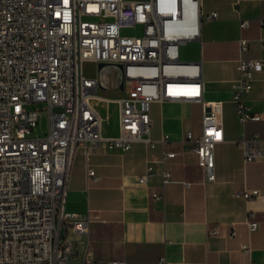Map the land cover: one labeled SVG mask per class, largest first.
<instances>
[{"label":"built area","instance_id":"2783aa9c","mask_svg":"<svg viewBox=\"0 0 264 264\" xmlns=\"http://www.w3.org/2000/svg\"><path fill=\"white\" fill-rule=\"evenodd\" d=\"M215 18L203 16L202 0H0V264L78 263L81 245L91 244V217L66 212L75 156L80 149L88 156L100 142L122 152L135 143L165 146L167 136L150 138L153 103L201 104L202 133L189 132L186 140L206 182L213 181L216 146L224 141L223 103L205 101L203 63L185 61L182 53L201 40L204 20ZM128 29L142 34H124ZM240 49L248 52L246 39ZM88 64L97 68L94 77L86 75ZM263 71L262 59L238 60L232 102L241 126L262 120L246 96ZM33 104L46 105L48 113V131L39 138L30 137L42 113L30 110ZM102 105L117 107L116 137L102 134ZM237 145L245 164L264 162V139L243 136ZM176 157L164 152L159 162ZM153 175L150 162L139 183L146 186ZM161 177L164 187L172 182L170 170ZM95 180L89 169L88 182ZM259 195L237 193L246 201ZM259 225L247 216L250 233ZM217 234L213 229L209 237Z\"/></svg>","mask_w":264,"mask_h":264},{"label":"crops","instance_id":"0c3cea01","mask_svg":"<svg viewBox=\"0 0 264 264\" xmlns=\"http://www.w3.org/2000/svg\"><path fill=\"white\" fill-rule=\"evenodd\" d=\"M202 13L204 17L217 13V18L204 20L201 40L188 43L186 47H194V52L185 58V47L182 58L203 63L205 101L223 103L224 141L216 146L213 181L206 182L186 140L189 132L195 137L202 133L201 104L153 103L150 138L160 141L167 136L165 146L150 149L135 143L122 152L100 142L90 147L88 156L82 149L75 156L66 212L91 217V244L88 250L81 245L77 264H161L163 258L170 264H264V162L245 164L237 145L243 136L264 139V71L255 75L246 96L252 110L262 115L261 121L241 126L232 102L238 60L264 61V0H202ZM244 21L249 26L242 29ZM241 39L249 42L244 54ZM195 106L201 109L198 128L192 115ZM111 109L115 110L112 124ZM100 112L103 136H118L117 107L102 105ZM164 152L177 157L162 164ZM150 162L154 175L143 186L139 179ZM89 169L97 180L88 182ZM164 170L172 173V182L165 187ZM182 182L192 185L185 188ZM245 189L258 190L260 195L248 201L237 197ZM154 194H164V202L155 200ZM250 214L260 224L254 233L246 226ZM213 229L218 234L209 237ZM243 245L250 250L244 251Z\"/></svg>","mask_w":264,"mask_h":264},{"label":"rangeland","instance_id":"374dc122","mask_svg":"<svg viewBox=\"0 0 264 264\" xmlns=\"http://www.w3.org/2000/svg\"><path fill=\"white\" fill-rule=\"evenodd\" d=\"M123 32H124V34H129V35H141L142 29H128V30H124ZM193 52H194V47L187 46L184 50V57L186 58L187 56L191 55ZM85 70H86V75L89 77H94L97 73V68L94 67L93 65H90V64L86 65ZM101 94L105 95L103 93H101ZM29 109L30 110L39 109L40 111H42L39 124L34 129V131L31 133L30 137L31 138H39V137L44 136L46 134V132L48 131V113L45 111L46 105H44V104H33V105L29 106ZM109 113L110 114H109L108 121L110 122V124H112V121H113L114 116H115V110L111 109ZM192 115L194 118V126L196 128L200 127L201 109L195 106L192 109Z\"/></svg>","mask_w":264,"mask_h":264}]
</instances>
